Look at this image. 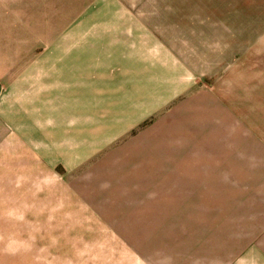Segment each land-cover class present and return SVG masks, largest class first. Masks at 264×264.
Masks as SVG:
<instances>
[{
    "label": "rangeland",
    "instance_id": "374dc122",
    "mask_svg": "<svg viewBox=\"0 0 264 264\" xmlns=\"http://www.w3.org/2000/svg\"><path fill=\"white\" fill-rule=\"evenodd\" d=\"M0 65V264H166L255 201L264 0H0Z\"/></svg>",
    "mask_w": 264,
    "mask_h": 264
},
{
    "label": "crops",
    "instance_id": "0c3cea01",
    "mask_svg": "<svg viewBox=\"0 0 264 264\" xmlns=\"http://www.w3.org/2000/svg\"><path fill=\"white\" fill-rule=\"evenodd\" d=\"M5 68L0 65L1 76L7 75ZM241 167L247 172L245 161ZM263 170L261 159L255 163V177ZM253 191L255 201L244 206L242 199L238 218H224L222 223L210 219L192 223L213 226L194 230L189 251L166 255V264H264V173L262 184L257 182Z\"/></svg>",
    "mask_w": 264,
    "mask_h": 264
}]
</instances>
